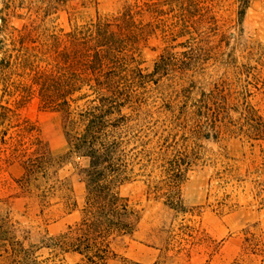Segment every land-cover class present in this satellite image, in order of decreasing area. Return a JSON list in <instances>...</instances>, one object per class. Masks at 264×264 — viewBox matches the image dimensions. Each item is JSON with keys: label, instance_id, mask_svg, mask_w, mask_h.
Wrapping results in <instances>:
<instances>
[{"label": "trees", "instance_id": "16d2710c", "mask_svg": "<svg viewBox=\"0 0 264 264\" xmlns=\"http://www.w3.org/2000/svg\"><path fill=\"white\" fill-rule=\"evenodd\" d=\"M68 2L0 1V70L23 65V79L0 87V133L23 127V156L32 165L2 185L0 264H36L27 241L40 224L21 231V206L23 216L48 226L76 215L63 232L40 237L46 264H68V252L106 264L129 239L160 252L152 263L123 264H167L172 256L186 264H264L262 72L249 52L245 62L234 57L232 76H197L214 59L199 49L198 33L222 22L226 0H119L86 16ZM249 2L236 0L240 24ZM43 110L67 114L66 151L49 150L33 116ZM230 138L241 140L239 154L224 144ZM84 154L86 166L78 159ZM68 163L73 173L59 176ZM195 166L209 170L208 201L218 215L252 208L260 230L229 247L231 236L186 202ZM126 182L142 183L146 201L123 195Z\"/></svg>", "mask_w": 264, "mask_h": 264}, {"label": "rangeland", "instance_id": "374dc122", "mask_svg": "<svg viewBox=\"0 0 264 264\" xmlns=\"http://www.w3.org/2000/svg\"><path fill=\"white\" fill-rule=\"evenodd\" d=\"M118 1L69 0L68 3L77 6V10L80 11L79 15L86 16L87 13H91L92 15L95 12V6L101 9L115 8ZM249 1L246 17L241 24L238 22L236 0H226L224 6L226 12L222 22L218 23V25H212L213 29L208 26L203 27L200 33H198L199 49L214 55V59L208 62L206 66L201 67V71L197 74L202 79V82L204 80H219L221 76L226 74L232 76L233 71L231 67L235 65L234 57H238V62L242 63L246 61L243 55L249 52L254 57L251 60L252 64L259 67L258 69L261 70L262 79L264 80V0ZM15 23L21 25L23 19L17 18L15 19ZM147 54L152 57L156 56L158 52L149 50ZM257 59H261V64L257 62ZM13 79H23V65L19 70H0L1 88H5ZM0 92L3 94L2 91ZM6 97H9V94ZM234 115L238 116V112H234ZM33 116H38L42 126V136L51 152L61 153L71 147L70 127L65 112L50 110L34 111ZM205 142L214 147H220L219 143L211 139L205 140ZM224 144L227 145L231 154H239L242 150V142L238 138H230ZM78 159L84 166L90 162L88 154H84ZM30 168H32V165L23 156V127L12 126L8 129L6 135L0 133V194L2 193V185L5 182H14V177H20ZM73 171V164L68 163L60 168L57 173L61 177H66L71 175ZM210 178L209 170L206 167H193L189 172V178L185 187L186 202L189 205L201 207L204 220L216 228L217 231H220L221 234L231 236L229 247H232L234 243L242 244L248 231L260 230V226L256 225L259 220V214L252 208H246L242 209L238 216H231L228 220H223L214 211L213 207L209 205ZM143 191L144 187L140 182H126L120 186V192L123 195L130 196L133 201L145 202ZM22 208L23 206L19 210H16V217L20 220L18 226L23 231V226H30L31 223L40 224V227L36 230V234L32 236V241H27V243L34 242L33 250L37 258L36 264H46L43 261L46 252L43 251V247L39 241L40 237L63 232L67 227V222L74 221L76 215L48 226L45 218L23 216ZM47 228L48 232L46 231ZM209 232L211 235L214 233L213 230ZM122 243L123 246L117 247L120 252L117 255L108 257L106 264H123L125 259L142 260L152 263L160 252L156 248L143 245V243L136 239H129L127 242ZM198 249L200 248L194 250L195 253H198ZM198 255L196 257H200ZM181 256L183 257V255ZM183 258L185 260V257ZM66 259L68 264H85L86 261L81 254L75 252H68ZM167 264L186 263H182L176 256H172Z\"/></svg>", "mask_w": 264, "mask_h": 264}, {"label": "crops", "instance_id": "0c3cea01", "mask_svg": "<svg viewBox=\"0 0 264 264\" xmlns=\"http://www.w3.org/2000/svg\"><path fill=\"white\" fill-rule=\"evenodd\" d=\"M241 211V210H240ZM240 211H236V212H233V213H229V214H226L224 216H221L223 218V220H228L229 218H231V216H235L238 214H240ZM220 230V229H219ZM220 232V231H219Z\"/></svg>", "mask_w": 264, "mask_h": 264}]
</instances>
